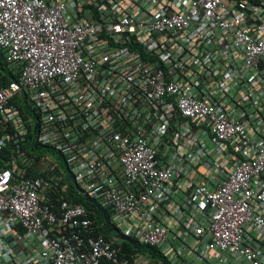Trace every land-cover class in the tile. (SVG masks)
Instances as JSON below:
<instances>
[{"label":"built area","instance_id":"2783aa9c","mask_svg":"<svg viewBox=\"0 0 264 264\" xmlns=\"http://www.w3.org/2000/svg\"><path fill=\"white\" fill-rule=\"evenodd\" d=\"M0 53V155L28 162L0 165V264H160L22 150L35 123L115 235L169 264H264V0H0Z\"/></svg>","mask_w":264,"mask_h":264},{"label":"trees","instance_id":"16d2710c","mask_svg":"<svg viewBox=\"0 0 264 264\" xmlns=\"http://www.w3.org/2000/svg\"><path fill=\"white\" fill-rule=\"evenodd\" d=\"M16 79V71L11 67V65L5 62V59L0 53V86H7ZM10 103L13 104L23 114L34 115V111H32L26 105V95L24 93L16 95ZM33 138V135H29L26 137V144H28V147L22 146L23 151L27 152L29 149L31 153H35L38 156H53V158H56L58 162L61 161L60 156L55 151L50 148L39 147ZM0 158V165L7 162L9 163V166L12 167L15 159H17V155L13 152L12 148L9 147L1 153ZM14 166H16V164H14ZM23 166L24 165L20 167L22 168ZM61 168L65 169V181L67 183V191L65 194V198L75 204L82 205L85 208L87 217L92 219L96 224L99 225L97 231L104 234L107 239L113 241L114 246L119 250L120 254H124L126 256L143 254L148 258L154 259L157 263L169 264V262L162 255L159 249L148 245L140 244L131 237H122L120 233H118V235H115V226L111 222L112 214L110 213V211L102 208L95 200L88 198L78 192L77 186L74 184V181L71 179V176L67 173L68 171L65 166H63V164H61ZM25 172H27L29 176H37L38 174V172L31 170L30 166L26 168ZM44 175L45 173L41 174V176ZM56 200L57 196L52 199V202L56 204ZM116 236H118L120 239L119 243L115 240Z\"/></svg>","mask_w":264,"mask_h":264},{"label":"crops","instance_id":"0c3cea01","mask_svg":"<svg viewBox=\"0 0 264 264\" xmlns=\"http://www.w3.org/2000/svg\"><path fill=\"white\" fill-rule=\"evenodd\" d=\"M35 128H36V124H32V128L30 129V131H29V133H28V135L27 136H31V135H34L35 134V132H36V130H35ZM24 146H27L28 147V144H26L25 143V145ZM28 151H29V149H28ZM30 152V151H29ZM31 155L33 154V153H30ZM56 159V158H55ZM57 161V160H56ZM58 162V161H57ZM62 162V160L61 161H59L58 162V168H59V170H63V168L61 169V164H63V163H61ZM28 162L27 161H23L22 159H20V157H19V159L17 158V159H15V161H14V164H19V165H21V164H27ZM60 165V166H59ZM22 166V165H21ZM63 166H64V164H63ZM63 172V171H62ZM25 174H27L28 175V173L27 172H25Z\"/></svg>","mask_w":264,"mask_h":264},{"label":"rangeland","instance_id":"374dc122","mask_svg":"<svg viewBox=\"0 0 264 264\" xmlns=\"http://www.w3.org/2000/svg\"><path fill=\"white\" fill-rule=\"evenodd\" d=\"M61 169H62V168H61ZM62 171H63V173L65 174V169H64V168H63V170H62Z\"/></svg>","mask_w":264,"mask_h":264}]
</instances>
